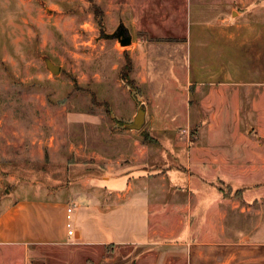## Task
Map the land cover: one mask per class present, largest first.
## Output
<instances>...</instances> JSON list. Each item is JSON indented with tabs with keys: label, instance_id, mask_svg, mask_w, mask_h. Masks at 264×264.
Wrapping results in <instances>:
<instances>
[{
	"label": "rangeland",
	"instance_id": "374dc122",
	"mask_svg": "<svg viewBox=\"0 0 264 264\" xmlns=\"http://www.w3.org/2000/svg\"><path fill=\"white\" fill-rule=\"evenodd\" d=\"M121 23L133 35L129 46L103 37ZM200 26L218 35L203 36ZM227 53L238 59L251 53L253 66L264 68V0H0V218L19 202L52 195L90 194L103 203L104 176L138 169L144 150L158 147L152 136L158 131L163 148L198 141L199 130L184 117H174L176 130H168L175 100L169 87L184 90L198 69L226 66ZM47 59L61 66L59 74ZM176 95L182 115L186 99ZM142 103L146 126L128 130ZM177 175L184 181L183 171ZM221 196L205 184L195 209L202 219L183 214L181 221L172 213L152 219L151 227L222 226L226 221L213 217ZM81 200L69 202L77 207ZM94 220L91 213L83 224L88 241L103 233L113 240L107 230L94 238ZM3 248L0 264H131L135 255L115 245Z\"/></svg>",
	"mask_w": 264,
	"mask_h": 264
},
{
	"label": "crops",
	"instance_id": "0c3cea01",
	"mask_svg": "<svg viewBox=\"0 0 264 264\" xmlns=\"http://www.w3.org/2000/svg\"><path fill=\"white\" fill-rule=\"evenodd\" d=\"M199 29L203 36L218 35L215 27ZM226 56V66L198 69L186 89L169 87L175 100L170 96L172 103L167 104L168 130H176L174 117H184L189 127L199 130L198 141L176 151L163 148L160 132L153 133L158 147L144 150L138 169L104 176L103 203L80 193L10 206L0 218V247L28 253L40 245H115L131 248V264H264V68L253 66L251 53L242 59ZM177 93L186 99L182 115ZM174 137L170 133L169 138ZM179 171L184 181H179ZM205 184L220 189L213 217L226 223L210 229L151 227L152 219L169 220L172 213L181 221L183 214L202 219L195 209ZM81 198L86 203L75 207L76 235L70 238L69 201ZM91 213L93 236L107 230L113 240L103 233V239L88 241L83 224ZM124 224L128 228H122ZM131 233L143 240H134Z\"/></svg>",
	"mask_w": 264,
	"mask_h": 264
},
{
	"label": "water",
	"instance_id": "95a60500",
	"mask_svg": "<svg viewBox=\"0 0 264 264\" xmlns=\"http://www.w3.org/2000/svg\"><path fill=\"white\" fill-rule=\"evenodd\" d=\"M103 37L107 39H118L123 46H129L133 43V35L131 30L124 24L121 23L117 30L112 34H107L104 30L102 31ZM47 66L55 73L59 74L61 66L55 64L52 60L47 59ZM148 107L147 104L142 103L131 123L125 125L128 130L141 131L148 122Z\"/></svg>",
	"mask_w": 264,
	"mask_h": 264
},
{
	"label": "built area",
	"instance_id": "2783aa9c",
	"mask_svg": "<svg viewBox=\"0 0 264 264\" xmlns=\"http://www.w3.org/2000/svg\"><path fill=\"white\" fill-rule=\"evenodd\" d=\"M74 212L75 207L70 206L67 209V228H68V236L73 238L76 235V227L74 225Z\"/></svg>",
	"mask_w": 264,
	"mask_h": 264
},
{
	"label": "trees",
	"instance_id": "16d2710c",
	"mask_svg": "<svg viewBox=\"0 0 264 264\" xmlns=\"http://www.w3.org/2000/svg\"><path fill=\"white\" fill-rule=\"evenodd\" d=\"M129 70H130V69H129ZM129 70H128V71H129ZM128 75H129V74L125 73V74H124V78L127 77ZM130 84H134V83H133L132 81H130Z\"/></svg>",
	"mask_w": 264,
	"mask_h": 264
}]
</instances>
